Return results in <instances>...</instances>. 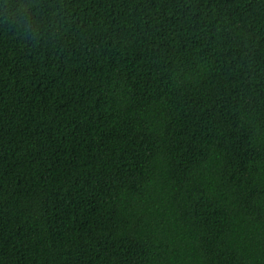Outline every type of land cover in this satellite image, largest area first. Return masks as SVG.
Returning a JSON list of instances; mask_svg holds the SVG:
<instances>
[{
    "label": "trees",
    "instance_id": "1",
    "mask_svg": "<svg viewBox=\"0 0 264 264\" xmlns=\"http://www.w3.org/2000/svg\"><path fill=\"white\" fill-rule=\"evenodd\" d=\"M0 264H264V0H0Z\"/></svg>",
    "mask_w": 264,
    "mask_h": 264
}]
</instances>
